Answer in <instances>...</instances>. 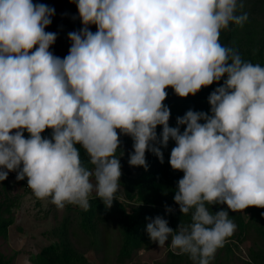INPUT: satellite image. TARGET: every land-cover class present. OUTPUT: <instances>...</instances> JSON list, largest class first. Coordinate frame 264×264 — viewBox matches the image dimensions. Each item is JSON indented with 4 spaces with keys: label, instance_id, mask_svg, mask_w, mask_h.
Wrapping results in <instances>:
<instances>
[{
    "label": "clouds",
    "instance_id": "obj_1",
    "mask_svg": "<svg viewBox=\"0 0 264 264\" xmlns=\"http://www.w3.org/2000/svg\"><path fill=\"white\" fill-rule=\"evenodd\" d=\"M69 3L81 27L67 34L61 58L50 51L57 33L46 31L54 8L0 0V182L15 172L57 209L87 211L93 194L108 209L121 186L120 137L133 142L129 166L145 171L146 152L163 164L174 142L168 163L183 176L173 201L190 222L174 231L157 216L146 233L192 264H210L236 231L229 212L264 209V67L220 42L248 21L245 0ZM222 79L209 112L189 109L169 125L167 89L184 99Z\"/></svg>",
    "mask_w": 264,
    "mask_h": 264
},
{
    "label": "trees",
    "instance_id": "obj_2",
    "mask_svg": "<svg viewBox=\"0 0 264 264\" xmlns=\"http://www.w3.org/2000/svg\"><path fill=\"white\" fill-rule=\"evenodd\" d=\"M33 2L44 3L55 9L52 23L46 29V31L57 33L56 42L50 51L61 58L65 57L70 47L67 34L70 31H77L81 27L79 19H73L77 16L75 4L69 3V0H33ZM243 11L248 13V21L243 27L230 25L229 30L221 32L220 42L236 49L243 60L264 67V24L261 30L255 29L259 22H264V0H245ZM91 30L94 32L95 26H92ZM222 83L223 79L219 84L201 89L195 96L184 99L176 97L171 88L167 89L168 96L164 103L171 111L169 125L175 127L176 118L183 116L189 109L209 112L207 98L214 88ZM160 131L161 129L158 127L157 133L159 134ZM24 135L27 138L26 132ZM42 135L50 137L51 131L46 130ZM120 140V149L116 155L117 158H120L121 164L120 188L123 199H119L117 193V201L114 200L111 208L106 209L93 194L89 198L90 208L87 211L73 205H66L65 208L67 212L76 213L80 229L84 234L93 238L91 245H99L102 230L111 221H115L119 238L116 264H126L134 253L147 249L154 243L149 240L146 233V225L151 219L161 216L168 220V226L175 231L179 224L190 222V214L181 215L178 205L173 201L177 182L183 176L182 172L173 171L168 163L174 142L170 141L168 147L162 150L163 164L154 155L146 152L148 169L145 171L143 168H133L128 164L129 154L132 152L131 138L121 136ZM126 146L130 150H127ZM81 158L87 163V156L83 150H81ZM8 178H12L13 184L20 187L25 193L31 192L23 180L16 181L15 172H10L7 179L0 182L2 193L0 237H5L9 228L14 224L13 211L19 207L21 198L18 193L10 194L11 185L8 183ZM165 207H170L174 211L171 214H166ZM220 208L226 210V206L223 205L212 206L211 210L215 213ZM229 216L237 227L224 247L228 249L229 244H235V241L244 242L251 239L256 245V249L253 247L248 249L246 264H264V209L247 208L243 212H229ZM69 220V215L63 216L62 222L54 231L57 241L42 247L39 253L30 259L31 264H88L86 257L75 250L67 238ZM168 256L177 260L170 264H180L181 262L190 264L187 255H176L172 251H168ZM0 264H11V258L0 255Z\"/></svg>",
    "mask_w": 264,
    "mask_h": 264
},
{
    "label": "rangeland",
    "instance_id": "obj_3",
    "mask_svg": "<svg viewBox=\"0 0 264 264\" xmlns=\"http://www.w3.org/2000/svg\"><path fill=\"white\" fill-rule=\"evenodd\" d=\"M263 24L264 22H259L255 29L261 30ZM125 148L130 150L127 146ZM8 183L11 185L10 194L18 193L21 196L19 207L13 211L14 224L9 228L5 237H0V255L11 258V264H31L30 259L38 254L42 247L57 241L54 231L66 214L70 218L67 238L74 249L86 257L88 264H116L119 238L115 221H111L102 230L101 237H99L100 244L91 245L93 238L84 234L80 229L75 212H67L65 207L57 209L51 204L50 199L38 200L32 192L25 193L20 187L13 184L12 178H8ZM118 197L123 199L121 188ZM234 243L229 244L228 249L225 247L219 249L210 264H246L248 249L252 247L256 249V245L251 239L244 242L235 241ZM168 251H172L168 244L159 247L158 244L153 243L149 248L134 253L126 264H170L177 262L168 256ZM189 263L192 264L190 259Z\"/></svg>",
    "mask_w": 264,
    "mask_h": 264
},
{
    "label": "built area",
    "instance_id": "obj_4",
    "mask_svg": "<svg viewBox=\"0 0 264 264\" xmlns=\"http://www.w3.org/2000/svg\"><path fill=\"white\" fill-rule=\"evenodd\" d=\"M23 182H25V184L27 185V181L26 180H23Z\"/></svg>",
    "mask_w": 264,
    "mask_h": 264
}]
</instances>
